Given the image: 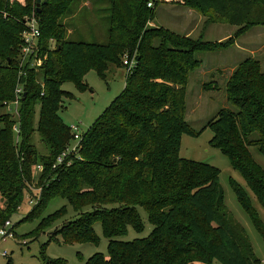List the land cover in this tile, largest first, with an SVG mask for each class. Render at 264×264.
<instances>
[{"label": "trees", "instance_id": "16d2710c", "mask_svg": "<svg viewBox=\"0 0 264 264\" xmlns=\"http://www.w3.org/2000/svg\"><path fill=\"white\" fill-rule=\"evenodd\" d=\"M19 1L0 0V108L15 99L18 83L26 89L19 109L18 158L13 133L17 121L8 113L0 119V193L7 203L0 208V226L10 220L33 182L39 160L34 134L38 132L51 149L50 155L41 157L44 173L71 145V128L58 113L67 95L72 97L63 85L73 82L85 89L90 71L106 79L111 67L122 68L123 59L134 57L136 64L124 91L84 134L80 158L52 170L54 180L46 188L52 193L34 210L54 197L67 199L75 211L91 207L57 231L66 244L97 246L94 225L102 224L109 254H96L84 264H260L246 229L225 204L221 171L212 164L182 158L180 149L184 134L199 137L209 128L210 146L228 158L264 207V170L250 151L257 147L264 155V56L244 57L230 74L219 71L218 76L209 77L217 81L204 83V91L225 92L227 103L196 130L186 120L187 87L202 65L196 54L228 48L233 39L224 45L212 44L150 27L149 0H107L111 6L105 18L106 42L73 40L66 20L74 16L81 1L42 0L40 12L37 0H25V5ZM181 1L239 28L237 37L252 27H264V0ZM33 13L40 22L41 57H46L40 67L42 86L36 83L33 68L20 66L22 33ZM220 78L226 79L224 86ZM38 106L42 113L35 126ZM231 185L264 241V224L247 189L233 181ZM139 208L153 226L151 235L119 240L129 228L144 231Z\"/></svg>", "mask_w": 264, "mask_h": 264}, {"label": "rangeland", "instance_id": "374dc122", "mask_svg": "<svg viewBox=\"0 0 264 264\" xmlns=\"http://www.w3.org/2000/svg\"><path fill=\"white\" fill-rule=\"evenodd\" d=\"M11 1L18 2V0ZM79 1L81 3L75 6L74 16L66 20L69 23L70 39L106 42L108 24L105 18H108L111 5L107 0ZM19 2L25 5L26 1L21 0ZM149 2L154 3L152 7L153 18L148 22L150 27H164L176 34L188 36L194 40L202 38L204 42L212 44L224 45L233 39L234 44L228 48L196 54V57L202 61V65L191 75L187 87L186 120L194 129L201 130L221 108L226 107L227 103L225 92L221 90L205 92L204 83L217 81L209 77H212L213 74L214 77L218 76L219 71L230 74L236 67L235 64L240 59H245L244 57L264 56V27H252L237 37L239 28L230 26L225 21H220L211 15L202 14L194 6H185L181 0H149ZM36 7L37 10L40 9L38 2ZM132 64L133 66L136 64L134 57L123 59V67H111L107 72L106 79L100 77L95 71H90L84 79L85 89H80L73 82L65 83L63 90L70 93L72 97L67 95L68 98L64 99L63 105L59 109L58 113L63 123L67 127L77 125L81 133H88L105 110L124 91ZM27 65L35 70L36 83L42 86L43 74L40 72V67L33 66V62ZM225 80L220 78L221 86H224ZM6 113L11 114L17 121L13 126V133L15 153L18 158L21 144L19 112L18 114L11 113L9 108L5 106V108H0V119L1 115ZM41 113L42 109L38 106L35 114V126H38ZM212 137L213 133L209 128L204 130L199 137L184 134L181 138L180 156L184 159L212 164L221 171L220 186L224 191L225 204L246 229L256 257L260 260V264H264V241L252 220L240 206L231 182L245 186L247 189L246 184L241 175L231 167L228 158L210 146ZM253 137L256 138L257 135L255 134ZM32 142L38 152L39 160L33 168V182L28 184L24 191L22 204L9 220L11 222L9 237L0 241V264H8L9 261L12 264H46L51 262H56L55 264H84L96 254L107 256L109 254V240L105 237L100 222L94 225V232L99 239L97 246L91 243L66 244L64 239L57 235V231L61 227L75 220L80 213L90 211L91 207L75 211L67 199L54 197L43 204L44 206L41 205V208L34 210L43 197L46 199V196L52 193L46 188L50 181L54 180V169L52 166L53 171L48 168L45 173L43 172L41 157L50 155L51 149L47 143L42 142L38 132L34 134ZM70 144L71 147L77 145L76 141L73 140L70 141ZM250 151L255 161L264 170V155L260 153L257 147H251ZM247 191L255 211L264 224V207L249 189ZM6 204L5 198L0 193V208L6 207ZM58 212L61 215L54 217ZM139 213L145 225L144 231L138 233L133 228H129L128 234L118 238L119 240L134 241L148 238L151 235L153 226L149 222L147 213L142 208H139ZM208 234H214L211 228H208ZM4 253L6 256H3ZM43 256L47 259L44 260ZM190 264L205 263L191 262ZM213 264L220 263L215 261Z\"/></svg>", "mask_w": 264, "mask_h": 264}, {"label": "built area", "instance_id": "2783aa9c", "mask_svg": "<svg viewBox=\"0 0 264 264\" xmlns=\"http://www.w3.org/2000/svg\"><path fill=\"white\" fill-rule=\"evenodd\" d=\"M153 2H148L147 6L149 8L153 7ZM26 30L22 33V48H21V63L20 66L33 62V66L37 68L41 67L44 59L46 57H41V30L39 19L36 18L35 14L30 19L25 21ZM25 62V63H24ZM128 62V61H127ZM126 62V63H127ZM134 68L133 64L131 66L130 72ZM26 93L24 84L18 83L15 89V99L11 102H5V106L9 108L10 112L18 114L19 108L21 107L22 99ZM73 134V141H76L77 145L71 147L70 145L63 151L56 159L53 169L60 167H68L72 164L73 158H80V149L83 141L84 133L80 132V128L77 125L70 127ZM11 229V222L7 221L0 228V241L9 237V231ZM6 256V253L3 254Z\"/></svg>", "mask_w": 264, "mask_h": 264}, {"label": "water", "instance_id": "95a60500", "mask_svg": "<svg viewBox=\"0 0 264 264\" xmlns=\"http://www.w3.org/2000/svg\"><path fill=\"white\" fill-rule=\"evenodd\" d=\"M38 2V7L40 6L41 0H37ZM38 12H40V9L38 10Z\"/></svg>", "mask_w": 264, "mask_h": 264}, {"label": "crops", "instance_id": "0c3cea01", "mask_svg": "<svg viewBox=\"0 0 264 264\" xmlns=\"http://www.w3.org/2000/svg\"><path fill=\"white\" fill-rule=\"evenodd\" d=\"M244 49H245V48H244ZM235 65H236V64H235ZM214 67H217V66H214ZM209 72H210V71H209ZM245 184H246V183H245ZM245 184H244V185H245ZM243 187L245 188V186H243Z\"/></svg>", "mask_w": 264, "mask_h": 264}]
</instances>
